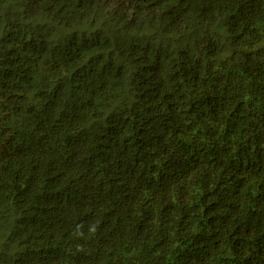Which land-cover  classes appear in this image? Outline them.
Instances as JSON below:
<instances>
[{"label":"trees","instance_id":"16d2710c","mask_svg":"<svg viewBox=\"0 0 264 264\" xmlns=\"http://www.w3.org/2000/svg\"><path fill=\"white\" fill-rule=\"evenodd\" d=\"M0 264H264V0H0Z\"/></svg>","mask_w":264,"mask_h":264}]
</instances>
